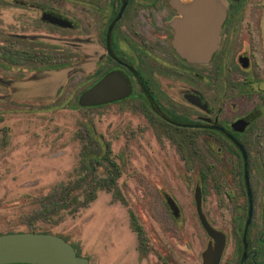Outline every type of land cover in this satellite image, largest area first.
Instances as JSON below:
<instances>
[{"label": "rangeland", "instance_id": "rangeland-1", "mask_svg": "<svg viewBox=\"0 0 264 264\" xmlns=\"http://www.w3.org/2000/svg\"><path fill=\"white\" fill-rule=\"evenodd\" d=\"M54 1L62 2L63 12L72 17L73 0ZM36 17V12L20 3L0 0V50L18 45L10 38L15 23L37 24ZM64 32L71 39L72 31ZM20 48L25 49V43ZM58 52L60 58L71 61V50L64 46ZM4 58L1 54L0 234L56 233L73 243L91 264H203L211 237L186 202L189 182L182 152L160 138L128 103L78 105L88 78L86 73L74 72L72 64L39 72L32 69L34 62L23 59L9 65ZM47 58L52 60L50 54ZM89 120L121 167L118 192L98 189L97 197L76 211L52 212L54 207L43 212L46 197L58 184L80 179L77 169ZM253 157L254 196L263 207L264 152H254ZM225 175L223 186L207 194L203 210L208 222L225 235L220 264H238L240 216L234 208L243 205L245 195L238 192L239 181L228 171ZM85 187L73 192L79 202L87 197ZM228 192L233 199L225 196ZM167 196L177 203L179 216L169 209ZM130 212L144 229L145 257L140 254Z\"/></svg>", "mask_w": 264, "mask_h": 264}, {"label": "flooded vegetation", "instance_id": "flooded-vegetation-1", "mask_svg": "<svg viewBox=\"0 0 264 264\" xmlns=\"http://www.w3.org/2000/svg\"><path fill=\"white\" fill-rule=\"evenodd\" d=\"M13 1L36 12L37 24L15 23L10 38L18 45L0 50V58L9 65L34 62L31 67L39 72L70 63L74 72L87 74L81 94L106 76L119 79L125 94L93 106L130 104L182 152L186 202L200 223L197 190L205 214L207 194L223 186L225 172L236 178L238 192L245 195L243 205L234 208L240 216L238 264L245 252V264H264V206L256 203L252 184L253 153L264 152V0H220L226 17L219 43L211 59L201 63L182 57L174 43L181 7L194 0H73L71 18L62 2ZM64 30L72 31L71 39ZM64 46L72 51L71 61L59 57ZM225 196L234 198L229 192ZM167 203L179 216L177 203L168 196ZM145 239L139 250L143 257Z\"/></svg>", "mask_w": 264, "mask_h": 264}, {"label": "water", "instance_id": "water-1", "mask_svg": "<svg viewBox=\"0 0 264 264\" xmlns=\"http://www.w3.org/2000/svg\"><path fill=\"white\" fill-rule=\"evenodd\" d=\"M176 19L175 46L179 54L192 62H206L216 50L226 8L220 0H194L181 7ZM62 22H65L62 20ZM124 86L113 75L100 80L85 90L81 105H97L125 94ZM201 223L211 237L203 252V264H220L225 246V235L214 228L201 210V196L196 192ZM252 208V205H251ZM245 252L241 264H245ZM91 264L88 257L79 255L74 245L51 232L16 231L0 234V264Z\"/></svg>", "mask_w": 264, "mask_h": 264}, {"label": "trees", "instance_id": "trees-1", "mask_svg": "<svg viewBox=\"0 0 264 264\" xmlns=\"http://www.w3.org/2000/svg\"><path fill=\"white\" fill-rule=\"evenodd\" d=\"M80 106L91 107L93 105ZM85 130L87 131V135L83 137L81 165L77 169L80 174V179L58 184L46 197L49 206L46 203L43 212L47 209L51 211L54 207H56L55 211L52 212H58L62 209L76 211L78 208L87 206L89 202L93 201L97 197L98 189L118 192L117 179L121 175V167L110 156L111 148L109 143L104 140L102 134L97 132L90 120L85 124ZM84 184L87 186L85 187V190L88 192L87 197L84 199V202H79V196L73 194V192L77 191ZM130 216L132 227L138 235L139 250L141 251L140 243L145 237L144 230L133 212H130ZM77 253L81 255L78 251Z\"/></svg>", "mask_w": 264, "mask_h": 264}]
</instances>
